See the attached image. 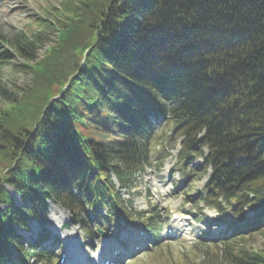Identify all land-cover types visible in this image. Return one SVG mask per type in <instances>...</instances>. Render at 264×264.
<instances>
[{"label": "trees", "instance_id": "16d2710c", "mask_svg": "<svg viewBox=\"0 0 264 264\" xmlns=\"http://www.w3.org/2000/svg\"><path fill=\"white\" fill-rule=\"evenodd\" d=\"M43 11L29 16L33 33L0 37V180L24 204L57 203L83 228L90 209L111 214L122 201L110 174L127 189L149 165L154 114L183 138L181 158L202 156L212 169L209 205L236 203L240 215L252 208L260 223L264 0H64ZM17 72L23 84H15ZM0 202L9 205L0 209L2 264L12 246L23 251L15 225L41 220L2 187ZM231 245L229 264H264L262 252L238 249L235 258ZM33 257L44 263L35 245L19 262Z\"/></svg>", "mask_w": 264, "mask_h": 264}, {"label": "rangeland", "instance_id": "374dc122", "mask_svg": "<svg viewBox=\"0 0 264 264\" xmlns=\"http://www.w3.org/2000/svg\"><path fill=\"white\" fill-rule=\"evenodd\" d=\"M63 1L64 0H0V37L5 36L6 38L13 39L20 30L26 31L27 34L33 33L36 27H33L32 29L28 28L32 19L29 16L34 14H44V9L52 10L54 7L58 8ZM7 46L5 45L4 48L7 49L9 47ZM44 51L45 49H42L41 53ZM21 63L22 59H16L14 62L15 65ZM11 75L12 72L9 67L3 69L2 84L6 83L4 88L7 89V91L14 89L10 83L12 80ZM14 76L16 79V81H14L15 84H23L24 76L22 73L17 72ZM4 106L5 101L0 100V108L4 109ZM161 126H158L156 129L159 131V134H162L165 131V125L163 127ZM171 130L172 127L169 128V131ZM171 135L172 133H168L163 138L161 144L156 145V149L154 148L155 150L152 155V166L145 172L137 175L132 192H130V194L123 192L122 197L127 201L125 207L128 211L131 209L134 212H143L144 219L147 221L149 218L148 215L150 214H152V218H154V222L152 224L149 223L151 225L149 233H154L156 240L147 242V245L150 248H155L157 244H164L163 247L168 245L165 252L161 253L160 251H155L152 253V257L150 256L151 254H147L149 258L143 256L133 264H183L185 263L184 261L188 264H229L223 258L224 254L221 245L212 241L215 237L214 235H222V224L218 222L214 223L217 220L211 223L208 221H203L207 223L200 222L202 218L201 214H206V211H208L204 210L200 213L199 209L204 206V203H198L197 200L200 192L204 193L203 189L207 177L197 168L201 165L202 161L199 158L194 162L180 160V140L176 139L175 143L173 140L174 137ZM186 163L187 166H184ZM167 168H171V173H165ZM169 187L171 191L170 196H160L165 193L163 190H166V188ZM6 189L13 196L15 204L21 205L22 203L18 194L10 186H6ZM149 191L150 193L156 192L159 196L154 198L149 194ZM188 195L192 197L190 201H193L195 205L193 212L194 216H190V221H188L183 228H191L190 230L195 232L202 231L207 233V235L202 234L203 236L206 235V238L203 241H197L194 243L192 241L190 242L192 244L185 246V244H174L172 243V240H166L165 229L169 210L178 205L180 206L182 202H186L189 198ZM203 198L207 200L205 194L203 195ZM2 206L5 207V205L0 203V207ZM182 208L184 209V206H182ZM231 208L233 209L232 206ZM186 210L189 211L188 209H185L184 211ZM193 217L195 218V221H193ZM217 218L218 216L216 219ZM100 222L103 224L100 223L93 225L92 233L86 237L78 226L70 225L71 218L67 211L58 205L50 204L46 209L43 223L44 228L41 231H44L43 235L50 240L54 238L59 240L61 246L66 242L70 248L73 246V252H76L77 254L84 253L87 259L92 260V257L95 256V252L99 247L101 238L100 231L104 233H122L123 227L119 226L117 223L111 224L104 220H101ZM28 228L31 234V236H29L30 239H28L27 236L25 237L27 240L33 241L36 238V234L38 233L39 235V233H41L38 229L39 226L33 222ZM19 232L25 235L22 229H19ZM124 232L125 230H123V233ZM244 234V239H241L240 237L236 238L237 242H235L234 247L239 246L243 250L245 249L247 253L262 252L264 255V233L248 234L247 232H244ZM188 236H193V233L188 234ZM183 239H185V237ZM49 248L53 251L54 256L63 250V248L59 250V247L56 245H54V248L53 246H50ZM15 252L18 254L16 248ZM181 259H183V263L181 262ZM8 264H15V262Z\"/></svg>", "mask_w": 264, "mask_h": 264}, {"label": "bare ground", "instance_id": "6f19581e", "mask_svg": "<svg viewBox=\"0 0 264 264\" xmlns=\"http://www.w3.org/2000/svg\"><path fill=\"white\" fill-rule=\"evenodd\" d=\"M78 259H79L80 261H83V260H84V258H81V257H79Z\"/></svg>", "mask_w": 264, "mask_h": 264}]
</instances>
